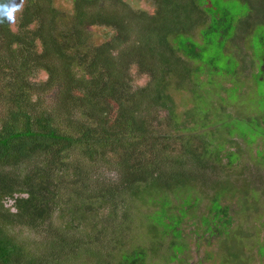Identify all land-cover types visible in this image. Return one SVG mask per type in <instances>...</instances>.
Here are the masks:
<instances>
[{"label":"trees","instance_id":"16d2710c","mask_svg":"<svg viewBox=\"0 0 264 264\" xmlns=\"http://www.w3.org/2000/svg\"><path fill=\"white\" fill-rule=\"evenodd\" d=\"M69 3L60 10L53 0H23L15 23L0 21V264H149L164 237L173 260L185 247L176 239L181 223L198 218L209 236L223 234L238 194L242 217L251 213L264 233V95L250 98L252 116L224 111L216 125L203 114L182 119L169 92L172 75L176 88L195 91L254 62L250 74L261 83L264 0H151V12L125 0ZM94 25L109 28V38L93 43ZM163 110L172 124L161 121ZM210 124L237 131L257 169L239 167L240 152L229 154L227 170L218 167L223 145L206 137ZM136 228L152 243L132 245ZM258 252L264 264V239Z\"/></svg>","mask_w":264,"mask_h":264},{"label":"rangeland","instance_id":"374dc122","mask_svg":"<svg viewBox=\"0 0 264 264\" xmlns=\"http://www.w3.org/2000/svg\"><path fill=\"white\" fill-rule=\"evenodd\" d=\"M125 1L130 5V7L136 10H146L148 12H151L153 10V4L151 3V0ZM69 2L70 0H53V5L60 10H69ZM69 19L70 17L69 15H67L61 18L60 22L65 25L67 24L66 22ZM91 28V40L93 43H99L101 40L105 41L111 35V33H109V28L107 27L94 25ZM85 49H87V47H85ZM248 53L250 54V50L248 51ZM250 57L251 55H249V58ZM254 66H256V62H254L252 67L244 64V66H240L239 69H237L236 74H233L232 76H213V79L215 81L211 83L204 82L207 77L206 74L201 73L198 76V81L201 82V79L204 84L203 87H198L195 91H192L193 86L190 83H188V85L183 84L182 86H184V88L181 87L182 89L176 88L179 79L177 76L172 75L169 78V92L172 93V101L174 106L176 107V112H180L178 113V115L186 121L190 116L197 118L198 116H200V114H203L207 119L211 120V122L216 121V125L222 118L225 117L224 111L229 113L231 117L241 116L243 118H248L252 116L256 112L254 110V106L250 102V98L256 97V95H264V79L261 83L256 84L250 74L252 70L256 71ZM260 66L261 68H264V63L262 62ZM132 72L134 73L135 69H133ZM42 74L43 72H41V75ZM136 80L138 83H144L146 81V79L143 77L141 78V76H138ZM218 81H220L222 85L216 86L214 82ZM237 85L238 89L236 90L233 87L236 88ZM228 86H232L230 89L231 91H237L234 98H232L230 96V93L227 91ZM51 96V94L46 93L45 100L50 101ZM247 104L249 106H247ZM2 106L3 102L2 100H0V117L4 115V111L6 110L5 105L3 107ZM162 112V115H160L161 121L163 122L164 118H166L168 119V123L172 124V119H170L172 114L165 110H163ZM213 126L215 125L210 124L203 129L205 133L209 134V136L206 137L209 140H212V143H214L213 147H216L218 144L223 145L221 150H215L216 156H219L220 159L222 158L221 163L217 165L218 167H223L221 165H224L225 169L227 170V161L229 158L228 156L231 152H240L239 167L244 164H252L253 161L247 159L248 153L246 152V150L248 147L245 145L244 140L240 136L237 137V131H234L231 134V132L224 127H220L218 129V126L215 128H213ZM196 132H202V129H199ZM186 133H189V131L187 130ZM263 133L264 130H262V134ZM262 154L264 155V150H262ZM261 156L262 155L257 154L254 155L255 161L258 162V167L263 165V163H261V161H258L256 157H258L260 160L262 159ZM252 167L254 169H257L253 164ZM221 173L223 174L224 170H222ZM257 173L264 175V166L261 171L257 170ZM105 175L106 177H111L113 175V172L108 171L107 173H105ZM247 178L252 179L253 182H257L250 176ZM257 189L259 190V187H257ZM225 196H227V194H225ZM237 197L239 198H234L230 201L231 206L230 210L227 211V213L229 214L231 221L228 222V225L225 227L226 230L223 234L221 233L220 235H216V233L212 232V235L209 236V232H203V229L206 226L202 227V225H200V219L187 218L180 225L182 229V237L176 238L179 243H183L185 245L184 249L182 250L180 244H174V247H171L174 253H178L179 250H182V252L177 256L176 254H174V259L170 260L169 254H171L172 251H167L169 250L167 249L169 239H166V237H164L162 242H158L159 250L157 252V255H153L152 257H150L149 264H232L230 260L231 257H234L233 259L242 257V260L248 262L246 264H262V259L260 257V253H257V248L262 242V239H264V233L257 232L258 229L256 228L255 221L253 219L254 216H252L251 213L246 215V217H242L240 212H242L241 205L243 203V196H241V194H238ZM151 208L152 207L142 208L141 214L134 219L135 222L139 221L141 223V221L145 219V216L151 212ZM259 210H264V208H260ZM259 210L255 209L253 215L258 214ZM198 213L207 215V213L203 209L198 210ZM222 214L223 212L220 213L221 216ZM196 220V223L200 227L198 228V231L201 237H197L193 234L194 230H192L193 227L191 226V223ZM209 225L210 229L213 231L215 223L210 222ZM20 230L23 232V227ZM141 230L144 229L136 228L135 232H137V234L131 241L132 245L136 247L147 246L149 242L150 244L152 243L150 239H145ZM228 233H233L235 236L239 235L240 237H235L234 241L229 240L231 236L228 239L222 237V235H228ZM257 238L261 239H259L258 241ZM235 255L237 256L235 257ZM247 257H249L250 259L248 260ZM146 264H148V260Z\"/></svg>","mask_w":264,"mask_h":264},{"label":"clouds","instance_id":"9594fccd","mask_svg":"<svg viewBox=\"0 0 264 264\" xmlns=\"http://www.w3.org/2000/svg\"><path fill=\"white\" fill-rule=\"evenodd\" d=\"M23 8V0H0V21L15 23L17 13Z\"/></svg>","mask_w":264,"mask_h":264}]
</instances>
